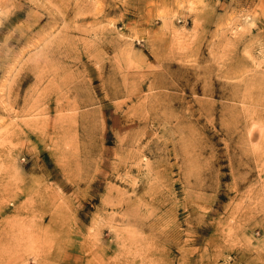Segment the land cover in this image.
Returning a JSON list of instances; mask_svg holds the SVG:
<instances>
[{
	"label": "rangeland",
	"instance_id": "obj_1",
	"mask_svg": "<svg viewBox=\"0 0 264 264\" xmlns=\"http://www.w3.org/2000/svg\"><path fill=\"white\" fill-rule=\"evenodd\" d=\"M0 264H264V0H0Z\"/></svg>",
	"mask_w": 264,
	"mask_h": 264
}]
</instances>
